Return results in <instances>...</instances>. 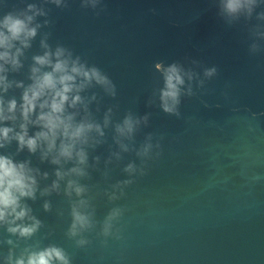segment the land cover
Instances as JSON below:
<instances>
[{
    "label": "water",
    "instance_id": "obj_1",
    "mask_svg": "<svg viewBox=\"0 0 264 264\" xmlns=\"http://www.w3.org/2000/svg\"><path fill=\"white\" fill-rule=\"evenodd\" d=\"M26 3L41 0H0V15ZM67 3L65 9L45 5L51 26L41 29L26 52L25 68L9 79L29 83L31 56L40 53V38L50 32L48 42L53 47L62 44L72 49L116 84L115 99L99 88L92 90L102 97L98 118L102 121L113 105L118 106L116 119L128 111L150 114L149 126L137 135L136 146L151 133L161 144V155L148 162L147 174L136 177L125 196L110 202L104 192L129 179L123 172L127 163L140 161L134 153L125 154L121 163L107 166L110 175L105 180L112 133L108 144L89 150L94 167L89 169L91 179L81 183L90 187L98 221L113 207L125 209L118 225L123 239L109 238L105 247L97 228L85 234L92 243L77 248L66 236L71 224L67 198L62 193L50 197L38 193L35 202L27 203L44 227L27 243L39 240L44 246H62L72 256V264H264V53L249 52V29L258 23L255 17L229 26L218 17L213 0H102L103 11L84 9L81 0ZM44 20L38 18L41 24ZM159 62H179L201 78L205 67L215 66L218 75L203 89L194 82L196 94L182 97V116L177 118L161 110L158 97L149 104L154 89L162 87L155 70ZM13 94L18 97L19 90L10 92L9 98ZM96 107L93 103L94 112ZM15 149L13 144L8 151ZM29 156L25 150L17 159ZM31 160L42 173H49L41 188L50 185L55 166L41 163L39 154ZM46 200L51 202L50 212L44 211ZM4 237L6 229L0 228V239ZM9 247L0 244V255Z\"/></svg>",
    "mask_w": 264,
    "mask_h": 264
},
{
    "label": "clouds",
    "instance_id": "obj_2",
    "mask_svg": "<svg viewBox=\"0 0 264 264\" xmlns=\"http://www.w3.org/2000/svg\"><path fill=\"white\" fill-rule=\"evenodd\" d=\"M213 3L218 17L229 26L241 20L251 22L255 17L258 23L249 29V52L252 55L264 53V11L257 12L264 6V0H213ZM48 4L60 9L68 7L67 0H41L39 4L26 3L23 8H13L0 15V150H3L0 152V228L6 229L7 237L16 238L0 239V244L10 246L6 254L0 255L3 264H72V256L62 246L55 243L44 246L39 240L27 243L44 227L27 203L35 202L38 193L40 197L62 193L67 198L71 224L66 236L75 241L77 248L88 247L92 241L85 234L96 232L97 228L105 247L109 238L123 239L118 225L125 209L113 207L102 222L98 221L90 187L81 183L91 179L89 169L94 167L89 163V150L108 144L109 132L112 144L103 173L105 180L110 175L107 166L118 165L125 154L134 153L140 161L139 165L135 160L127 163L123 172L129 179L112 184V190L104 192L110 202L125 196V189L135 183V178L147 174L148 162L161 155V144L151 133L136 146L137 135L149 126L150 114L139 116L128 111L122 119H116L118 106L113 105L103 113L102 121L98 118L102 97L92 90L99 88L104 95L115 99L116 84L100 67L90 65L72 49L62 44L53 47L48 42L50 32L40 38V53L31 56L26 77L29 83L9 79L25 68L26 52L33 48L41 29L51 26L47 18L49 10L45 8ZM101 4L102 0H81L82 8L93 11H103ZM40 17H45L43 24L38 22ZM155 70L160 73L162 87L154 89L149 104L155 103L158 97L161 110L177 118L182 116V97L196 94L194 82L203 89L206 81L218 75L217 67H205L201 78L198 72L185 69L179 62L168 65L159 62ZM17 90L19 96L13 94L9 98V93ZM93 103L97 104L95 112ZM13 144L15 152L8 151ZM25 150L29 158L17 159ZM37 154L41 163L55 166V180L43 189L41 180L50 177L48 172L42 173L33 166L31 156ZM94 159L95 165H99L100 157ZM43 208L50 212L51 202L46 200ZM59 215L63 216V211ZM21 242H25L22 248Z\"/></svg>",
    "mask_w": 264,
    "mask_h": 264
}]
</instances>
